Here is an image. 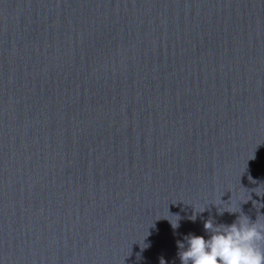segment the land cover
I'll return each mask as SVG.
<instances>
[{
    "label": "water",
    "instance_id": "obj_1",
    "mask_svg": "<svg viewBox=\"0 0 264 264\" xmlns=\"http://www.w3.org/2000/svg\"><path fill=\"white\" fill-rule=\"evenodd\" d=\"M218 207L264 214V0H0V264H181Z\"/></svg>",
    "mask_w": 264,
    "mask_h": 264
},
{
    "label": "clouds",
    "instance_id": "obj_2",
    "mask_svg": "<svg viewBox=\"0 0 264 264\" xmlns=\"http://www.w3.org/2000/svg\"><path fill=\"white\" fill-rule=\"evenodd\" d=\"M225 211L239 215L230 224L217 223L210 217L203 225L207 236L189 233L177 241L181 264H264V219L261 218L264 214H258L253 220L242 209L217 208L218 215L222 216ZM189 219L195 221L196 213ZM170 223L174 230L180 227L179 219ZM162 262L166 264L163 259Z\"/></svg>",
    "mask_w": 264,
    "mask_h": 264
}]
</instances>
